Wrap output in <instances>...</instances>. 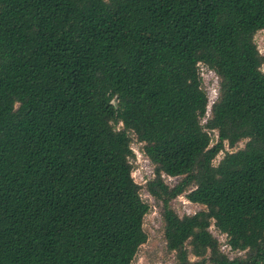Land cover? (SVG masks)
Returning a JSON list of instances; mask_svg holds the SVG:
<instances>
[{
  "label": "trees",
  "instance_id": "16d2710c",
  "mask_svg": "<svg viewBox=\"0 0 264 264\" xmlns=\"http://www.w3.org/2000/svg\"><path fill=\"white\" fill-rule=\"evenodd\" d=\"M261 29L264 0H0V264H133L132 135L177 264H264Z\"/></svg>",
  "mask_w": 264,
  "mask_h": 264
},
{
  "label": "rangeland",
  "instance_id": "374dc122",
  "mask_svg": "<svg viewBox=\"0 0 264 264\" xmlns=\"http://www.w3.org/2000/svg\"><path fill=\"white\" fill-rule=\"evenodd\" d=\"M254 40L257 44L258 50L264 54V29L256 32ZM264 71V64L261 66ZM199 72L202 80V87L207 93L208 106L206 116L210 113V107L216 99L219 88L218 76L205 65H199ZM115 102V100H113ZM205 120V119H204ZM121 124L117 128H121ZM217 138L216 132H212V142ZM245 140L240 141L234 148L225 145V149L221 151L213 160L216 164L223 156L224 151H231L244 145ZM131 148L134 157L131 158L132 162V177L136 183L141 185L140 195L144 201L149 204V211L144 216L143 228L147 233V240L142 244L134 258L133 264H177L174 254L166 249L165 241L163 238V222H162V205L161 202L151 196L145 189L144 185L147 180L153 177V164L146 157L143 151V143L138 142L134 135H132ZM165 182L169 185L175 184L180 178L171 177L163 174ZM171 207L179 214H193L204 206L188 201L184 195H180L171 201ZM211 233L217 238L221 250L228 256L233 257L243 252L231 251L227 244L226 235L218 231L214 226L210 227Z\"/></svg>",
  "mask_w": 264,
  "mask_h": 264
}]
</instances>
